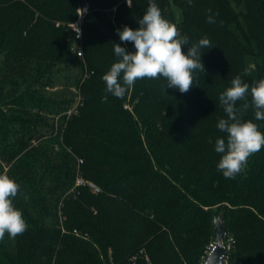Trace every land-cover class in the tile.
<instances>
[{
    "label": "trees",
    "instance_id": "1",
    "mask_svg": "<svg viewBox=\"0 0 264 264\" xmlns=\"http://www.w3.org/2000/svg\"><path fill=\"white\" fill-rule=\"evenodd\" d=\"M154 2L190 42L210 39L205 72L187 93L145 78L118 99L102 80L113 43L135 48L116 30L139 28L149 0H0V174L29 197L14 201L28 229L0 241V264H200L219 215L226 264H264V148L235 179L215 151L219 95L237 75L264 78V0ZM84 4L80 58L66 29ZM244 119L264 132L251 109Z\"/></svg>",
    "mask_w": 264,
    "mask_h": 264
},
{
    "label": "clouds",
    "instance_id": "2",
    "mask_svg": "<svg viewBox=\"0 0 264 264\" xmlns=\"http://www.w3.org/2000/svg\"><path fill=\"white\" fill-rule=\"evenodd\" d=\"M127 4L131 8V0H127ZM208 13L207 22L215 23L212 10L208 9ZM138 23L140 26L135 30L128 26L116 30L120 41L132 43L135 51L129 52L113 43L118 60L102 76L105 92L123 99L138 80L145 78H163L166 81V85H162L164 90L190 91L198 74L205 72L201 50L213 47L210 39L205 36L190 42L187 36L181 35L177 25L164 17L154 0H149ZM184 45H190L187 54L182 51ZM243 74L248 75V72ZM103 100H107V95ZM219 102L227 119H219L216 125L226 134L215 142V151L221 154L216 167L224 178L235 179L246 170L249 159L264 148V132L260 126L252 119H244L251 109L255 120L264 121V78L249 84L237 75L231 80V86L219 95ZM237 102L243 103L237 107ZM18 195L25 201L29 198L27 193H21V185L15 179L7 173L0 174V241H4L6 234L15 239L28 229L22 210L14 204Z\"/></svg>",
    "mask_w": 264,
    "mask_h": 264
},
{
    "label": "built area",
    "instance_id": "3",
    "mask_svg": "<svg viewBox=\"0 0 264 264\" xmlns=\"http://www.w3.org/2000/svg\"><path fill=\"white\" fill-rule=\"evenodd\" d=\"M123 1L128 6L127 0H123ZM88 8H89L88 4H84V5L79 6L77 8L76 18L73 21L68 23V29H69L70 35H71L72 39L74 40L73 50H75V53L78 57L82 56V49H81V46L79 45V42H81L82 25L84 22L85 15L88 12ZM75 107H76V105L70 111H68V115L71 114L72 112L76 111ZM79 162H81V160H79ZM81 184L82 185L87 184L95 193L99 192V188L95 184H93L92 182L85 181L81 177L77 178L76 179V185H81ZM231 244H232V237H230L227 234L226 239H225V248H226L227 253L231 249ZM226 256H227V254L225 256H223V258L221 259V264L227 263V257Z\"/></svg>",
    "mask_w": 264,
    "mask_h": 264
},
{
    "label": "water",
    "instance_id": "4",
    "mask_svg": "<svg viewBox=\"0 0 264 264\" xmlns=\"http://www.w3.org/2000/svg\"><path fill=\"white\" fill-rule=\"evenodd\" d=\"M228 228L223 215L213 219V242L207 256L201 264H221V259L227 254L225 239Z\"/></svg>",
    "mask_w": 264,
    "mask_h": 264
},
{
    "label": "rangeland",
    "instance_id": "5",
    "mask_svg": "<svg viewBox=\"0 0 264 264\" xmlns=\"http://www.w3.org/2000/svg\"><path fill=\"white\" fill-rule=\"evenodd\" d=\"M242 6V4H239L238 5V7L237 8H240ZM176 17L179 19L180 18V15H179V11L178 10H176ZM84 23V22H83ZM83 26V25H82ZM67 32H68V34H69V38L72 40V46H73V44H74V40L72 39V37H71V35H70V32H69V29H68V25H67ZM79 45L81 46V49H82V37H81V42H79ZM73 49V48H72ZM75 51V50H74ZM80 58H83V49H82V56L80 57ZM77 106V105H76ZM79 162V161H78ZM80 163V162H79ZM77 178H80V176L79 177H77ZM76 178V179H77ZM92 190V189H91ZM93 191V190H92ZM227 225V224H226ZM213 242V241H212ZM212 242L211 243H209L207 246H206V250H205V255H203V257L201 258V263L203 262V259H204V257H206V255H207V253H208V251L210 250V248H211V244H212ZM200 263V264H201ZM105 264H108V263H105ZM113 264V263H112Z\"/></svg>",
    "mask_w": 264,
    "mask_h": 264
}]
</instances>
